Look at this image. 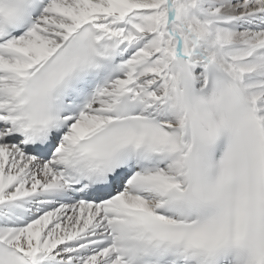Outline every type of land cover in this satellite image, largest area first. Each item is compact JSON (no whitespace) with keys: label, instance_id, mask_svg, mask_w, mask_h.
<instances>
[{"label":"snow or ice","instance_id":"snow-or-ice-1","mask_svg":"<svg viewBox=\"0 0 264 264\" xmlns=\"http://www.w3.org/2000/svg\"><path fill=\"white\" fill-rule=\"evenodd\" d=\"M0 264H264V0H0Z\"/></svg>","mask_w":264,"mask_h":264}]
</instances>
